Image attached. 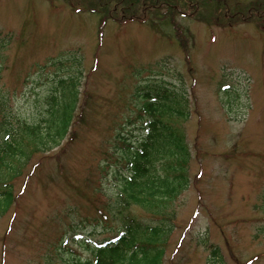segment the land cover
I'll return each instance as SVG.
<instances>
[{
	"label": "rangeland",
	"instance_id": "obj_1",
	"mask_svg": "<svg viewBox=\"0 0 264 264\" xmlns=\"http://www.w3.org/2000/svg\"><path fill=\"white\" fill-rule=\"evenodd\" d=\"M91 1L0 0V94L13 122L0 133L16 134L17 117L39 122L58 79L77 76L80 93L72 141L32 154L10 180L0 264L93 260L90 246L120 229L104 211L127 174L117 140L141 139L157 104L168 122L174 101L187 115L172 125L190 151L189 188L163 264H264V0L110 4L103 25L105 0Z\"/></svg>",
	"mask_w": 264,
	"mask_h": 264
},
{
	"label": "trees",
	"instance_id": "obj_2",
	"mask_svg": "<svg viewBox=\"0 0 264 264\" xmlns=\"http://www.w3.org/2000/svg\"><path fill=\"white\" fill-rule=\"evenodd\" d=\"M133 1L134 4L128 0L102 2V13L98 11L102 16L101 25L105 23L103 11L108 12L110 4H121L128 12H136L139 4L150 7L146 3L143 4V0ZM188 1L190 0H183V3L186 5ZM208 1L210 2L199 0L201 5L208 4ZM97 3L95 2V5ZM98 5L99 3L96 7ZM175 29L176 37L182 43L185 32L178 26ZM55 69L57 71L60 68ZM57 84L61 90L45 98V113L42 119H38L39 122L33 120L28 123L24 119L23 122L17 117L20 115L17 112L14 123L16 127H20L19 131L16 134L13 131L12 134L6 135L0 133V216L4 215L14 202L10 180L20 175L22 163L32 154L62 147L67 137L72 141L74 135L70 130L79 106L78 77L60 78ZM7 101L8 98L0 94V130H3L2 124L5 121L7 124L13 123L10 122L12 119ZM167 107L171 109L166 117L168 122L165 118L158 119L156 111L159 110L162 115L164 113L159 104L151 109L157 119L150 122L148 131H145L135 144H128L123 137L117 140L128 147L123 156L127 174L122 176L117 191L106 204L104 211L110 215L107 216L108 219L119 223L120 229L109 241L99 246H90L94 254L93 260H74L71 264H163L167 238L172 233L175 202L189 188L187 167L191 158L185 136L172 125L173 119L187 117L183 105L180 101H174ZM167 112L166 109L165 113ZM1 140L5 150L2 149ZM133 206L144 211L147 218L134 216L131 212ZM102 218L107 220L106 216ZM210 257L220 258L216 248L211 250ZM219 262L220 259L214 260V263Z\"/></svg>",
	"mask_w": 264,
	"mask_h": 264
}]
</instances>
